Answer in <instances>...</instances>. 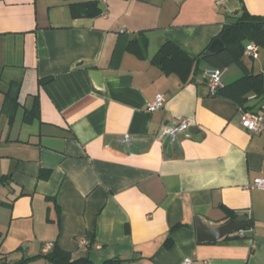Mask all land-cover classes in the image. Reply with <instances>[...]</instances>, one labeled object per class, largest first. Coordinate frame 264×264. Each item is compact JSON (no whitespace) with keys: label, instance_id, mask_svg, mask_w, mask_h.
<instances>
[{"label":"crops","instance_id":"obj_1","mask_svg":"<svg viewBox=\"0 0 264 264\" xmlns=\"http://www.w3.org/2000/svg\"><path fill=\"white\" fill-rule=\"evenodd\" d=\"M88 1L102 12L73 16ZM244 13L264 19V0H0V257L51 243L85 264H264V189L248 187L264 177V129L249 133L231 97L210 95L206 57L187 82L152 61L166 41L199 56ZM259 46L256 59L244 50L246 70L224 69V85L263 73ZM157 94L163 106L148 111ZM253 95L243 107L264 113ZM183 118L193 124L172 138ZM230 211L250 225L198 241V216L219 226Z\"/></svg>","mask_w":264,"mask_h":264},{"label":"trees","instance_id":"obj_2","mask_svg":"<svg viewBox=\"0 0 264 264\" xmlns=\"http://www.w3.org/2000/svg\"><path fill=\"white\" fill-rule=\"evenodd\" d=\"M71 9L72 14L75 17L96 16L102 12L97 1L72 4ZM216 38H220L226 48L216 55L206 57L205 61L222 69H225L229 64L236 62L246 70L242 62V56L244 55L247 42L255 41L264 47V19L257 16H251L246 13L241 16L235 15L233 20L223 26L220 34ZM134 41L137 43V46H135L137 48H134ZM129 48L135 53L141 56L143 55V53L139 51L141 47H139L138 41L132 40ZM204 52L205 51L199 54V56L193 57L177 43L173 41H166L158 53L153 57L152 61L164 72H176L182 77L183 81L187 82L189 80V75L196 72L197 66H195V62L199 60L200 56H202ZM45 81L46 80H43V82ZM15 86L16 87L11 88L6 92L3 103V110L10 122H13L16 110L19 106L18 94L20 88L18 84ZM251 93H255L256 97L264 99V72L258 74L247 73L245 76L233 83L224 85L218 91V94L231 97L239 105V107H243L249 98V94ZM243 108L247 109L245 107ZM39 115V104L37 102L31 109L26 110L24 120L26 122H30L35 117H39ZM229 215L231 218L237 217L233 211H230ZM249 225L250 223H248L247 226ZM165 245L167 247H171V238L167 239ZM37 258H43L49 264H85L84 260H73L71 254L63 250L57 244H54L51 250L47 253L27 257L13 264H29ZM0 264L11 263H9L6 256H1Z\"/></svg>","mask_w":264,"mask_h":264},{"label":"built area","instance_id":"obj_3","mask_svg":"<svg viewBox=\"0 0 264 264\" xmlns=\"http://www.w3.org/2000/svg\"><path fill=\"white\" fill-rule=\"evenodd\" d=\"M260 46L255 41H250L245 47V53L250 57L256 59L259 56ZM264 72V71H263ZM223 74L224 69L216 66H209L205 69V75L208 79V87L209 93L211 96H216L220 88L224 86L223 83ZM253 95L251 97H255ZM165 102V99L162 94H157L154 101L148 103L147 110L154 112L160 109ZM264 108V104H263ZM241 112V123L244 128L251 134H256L261 132L264 129V113L263 112H252L243 107H239ZM193 124V120L191 118H183L179 121V123L168 129L167 134H169L172 138L175 137L179 132H183L188 130ZM123 141L130 142V135L127 134L123 138ZM248 187L250 188H259L264 189V177H259L254 179ZM52 247V244L49 243L46 245V249ZM192 261L191 258H186L184 264H190Z\"/></svg>","mask_w":264,"mask_h":264},{"label":"water","instance_id":"obj_4","mask_svg":"<svg viewBox=\"0 0 264 264\" xmlns=\"http://www.w3.org/2000/svg\"><path fill=\"white\" fill-rule=\"evenodd\" d=\"M226 48L225 44L220 38L212 41L209 47L203 53V57L215 55ZM98 75V71H94ZM248 225L247 217L245 215L237 216L219 226L207 225L201 217L196 218V228L198 241L200 242H214L221 238L228 236L231 232L242 230Z\"/></svg>","mask_w":264,"mask_h":264},{"label":"rangeland","instance_id":"obj_5","mask_svg":"<svg viewBox=\"0 0 264 264\" xmlns=\"http://www.w3.org/2000/svg\"><path fill=\"white\" fill-rule=\"evenodd\" d=\"M264 57V51L261 52V58L259 60H257V65L261 64L262 58ZM250 61L252 62V60L250 59ZM258 67V66H257Z\"/></svg>","mask_w":264,"mask_h":264}]
</instances>
